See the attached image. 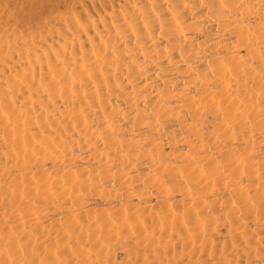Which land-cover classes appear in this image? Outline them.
I'll use <instances>...</instances> for the list:
<instances>
[{
    "label": "bare ground",
    "instance_id": "obj_1",
    "mask_svg": "<svg viewBox=\"0 0 264 264\" xmlns=\"http://www.w3.org/2000/svg\"><path fill=\"white\" fill-rule=\"evenodd\" d=\"M0 264H264V0H0Z\"/></svg>",
    "mask_w": 264,
    "mask_h": 264
}]
</instances>
